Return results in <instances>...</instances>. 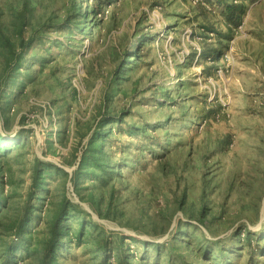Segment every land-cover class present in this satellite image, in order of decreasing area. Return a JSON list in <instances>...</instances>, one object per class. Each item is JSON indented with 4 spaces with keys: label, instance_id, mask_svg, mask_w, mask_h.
<instances>
[{
    "label": "rangeland",
    "instance_id": "rangeland-1",
    "mask_svg": "<svg viewBox=\"0 0 264 264\" xmlns=\"http://www.w3.org/2000/svg\"><path fill=\"white\" fill-rule=\"evenodd\" d=\"M0 39V263L65 199L57 264H264V0H0Z\"/></svg>",
    "mask_w": 264,
    "mask_h": 264
},
{
    "label": "trees",
    "instance_id": "trees-1",
    "mask_svg": "<svg viewBox=\"0 0 264 264\" xmlns=\"http://www.w3.org/2000/svg\"><path fill=\"white\" fill-rule=\"evenodd\" d=\"M87 2L88 1H85V3ZM33 41L34 37H31L28 41H25L23 39L21 41V48L25 49L26 47L31 45ZM2 46L8 48V55H12L15 50H13V45L11 46L9 41L5 42L3 39H0V47ZM8 59L7 64H9ZM18 59L20 61V56L16 60ZM9 71L10 70L8 68L4 71V74L0 77V84L4 79L6 80L8 77H10L11 74ZM92 156L93 154H91V157L85 154L83 162L80 164V168H82L85 164H87V167L92 166L91 159H94L92 158ZM99 166L102 165L99 164ZM32 199H34V192H32L31 190L28 201ZM7 201L8 197H4L0 193V213L2 212V207L7 204ZM70 206L76 208V204H74L72 201L65 199L62 201L59 209L54 213L52 217L51 225L48 229L46 238L43 239L40 244H38L35 242L36 231H33V229H28L30 224L36 220L38 215L33 209L32 202L27 204L24 208L23 215L13 225L15 237L14 239H11L7 244L4 260L0 264H17L18 260L21 257L19 251L24 250L25 252H28L33 246L41 247V258L39 264H57L55 260V258L57 257V252L59 251V248L64 244L65 238H68L70 236L71 227L68 224L69 213L71 210L69 209ZM83 229H85L84 226L82 227V230Z\"/></svg>",
    "mask_w": 264,
    "mask_h": 264
}]
</instances>
